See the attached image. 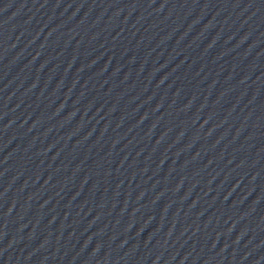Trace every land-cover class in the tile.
<instances>
[{
  "label": "water",
  "instance_id": "water-1",
  "mask_svg": "<svg viewBox=\"0 0 264 264\" xmlns=\"http://www.w3.org/2000/svg\"><path fill=\"white\" fill-rule=\"evenodd\" d=\"M0 264H264V0H0Z\"/></svg>",
  "mask_w": 264,
  "mask_h": 264
}]
</instances>
